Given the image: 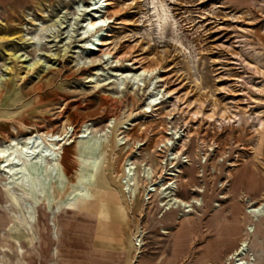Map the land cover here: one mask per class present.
<instances>
[{"label": "rangeland", "instance_id": "1", "mask_svg": "<svg viewBox=\"0 0 264 264\" xmlns=\"http://www.w3.org/2000/svg\"><path fill=\"white\" fill-rule=\"evenodd\" d=\"M98 1L0 0V75L11 76L9 51L56 68L49 83L11 76L0 143L75 130L50 172L29 166V187L12 190L0 178V264H233L228 256L246 237L264 264V217L255 222L247 211L264 202V0ZM85 10L83 24L95 13L113 17L100 34L105 45L69 46L61 66L42 55L53 53L45 43L24 42L36 22ZM94 61L98 72H78ZM136 67L158 68L156 90L172 92L158 109H147L146 86H98ZM91 72L96 82L86 81ZM200 104L205 115L194 116ZM173 156L182 169L177 197L200 204L163 210L157 195L145 208L139 173L124 191L129 158L157 168Z\"/></svg>", "mask_w": 264, "mask_h": 264}, {"label": "bare ground", "instance_id": "2", "mask_svg": "<svg viewBox=\"0 0 264 264\" xmlns=\"http://www.w3.org/2000/svg\"><path fill=\"white\" fill-rule=\"evenodd\" d=\"M100 2H102V0L98 1V3ZM104 2L106 5L109 4L108 0H104ZM95 8L96 7L92 8V10ZM98 11L99 10H97V12ZM82 15L87 16L91 14L89 13V10H85V12L83 13H75L74 18H61L60 20L55 21L53 24H44L43 22H36L35 25L37 26L38 30L36 31L37 33L32 38L24 37V42L26 44H34L36 48H40L41 44L45 43L41 46V49L45 48L46 50H49L53 53H43L42 55H44L48 59H56V62L58 61L59 65L63 66L62 57H64L68 52L69 46L78 47V50H76L77 52H84L86 50L94 49L99 45V43L105 45V40L101 39L100 34L101 31L105 29L104 25L107 24V22L113 17H110L108 15L101 16L98 15V13H95L92 14L91 17L84 19V21L87 20V22L83 24V20L80 21V16ZM9 29H11V26L9 27ZM65 29H67L66 32H64ZM48 32L50 33L48 34ZM19 36L21 37V34H19ZM15 38H17V36L14 35L3 39L4 41L9 42L14 41ZM65 38L66 42L63 41ZM58 48L62 49H60V51L58 50L59 52H56ZM100 51L102 52L101 49ZM7 54L8 61L5 67V71L11 76L16 75L20 81H25L33 77L34 74H37L39 82L49 83L53 81L54 75L56 73V70L54 69L56 68H53L51 65L48 66L44 64V61L41 58L34 59L32 62H30L32 58H29V55H25V53H21V51H9L7 52ZM102 54L108 56L111 54V52H102ZM117 61H119V59ZM99 65L100 63L98 61H94L86 66H82L81 68H79L78 72L87 70H97L98 72L99 69L97 67ZM46 68H48L49 71L46 72ZM136 69L137 70H135V72L133 73H119L116 75L115 80H112L110 82H98V86L105 85L107 83H113L118 88H123L126 81L132 83V85H135L136 88L140 85H142L143 87L146 86L149 94V97L147 98L148 102L146 103L147 109H151L150 111L158 109L156 107L154 108V106L161 104L162 98L165 97L166 94L169 97L172 96V92H166V90L161 89L156 90V83L164 81L163 77L158 75V68L139 69L136 67ZM96 75H98V73L91 72V74L86 77V81L96 82ZM11 76L0 75V96L2 95L5 89L4 86H9ZM126 76L128 77V80H126ZM214 113L215 111L207 114L206 116L212 119L214 117ZM193 114L197 117L202 116L203 113L201 109V104L200 107L195 110ZM88 125H86V129L83 130V135L79 137H86L85 134L88 131ZM74 131L72 133H70V131H65V133L62 134H56L53 131H46L42 132V135L40 137H38L37 135H27L23 138L18 136H12L7 141L1 142L0 178L4 180L3 184L7 188L12 190H16L17 187H21V190H24L25 188L29 187L31 178L33 176L29 169V166H37L45 172H50L52 169V164H58L62 159V152L60 150L62 149L61 147L67 142L71 143L75 140H73L75 135ZM178 132L179 130H175L174 134H177ZM170 133L173 134V132ZM179 136L177 137L179 138ZM170 142L171 140L168 139L167 144H165L168 145ZM170 158L175 159L176 156ZM125 164H129L127 167V172L130 176V180H133L131 182L128 181V179H125V176L123 174V188L126 193L130 194L131 190L128 189V186L133 187V185L135 184L134 177L136 179L138 175V173L136 172L137 166L135 162L133 163L132 161H130V158L126 161ZM151 174V171L144 166L142 174H140L144 180V190L147 189V184L152 181V179L150 178ZM162 189L163 190L161 192L163 194H166V196H170V200L167 202L169 207L174 204L175 207H189L186 211H190L193 205L200 204L199 198H195L190 202H186L183 199L178 198L177 195H173L172 190L168 193L167 191H164L165 188ZM21 200H24V194L22 192ZM247 211L251 214L253 221L256 222L261 220V218L264 217V202H251ZM54 229L55 237H58L56 231L57 227L55 226ZM95 230L96 228L94 229V233ZM248 230L250 233L253 232L255 230V225L253 224L252 226L248 227ZM231 259H235L233 260V264H258L257 262H255L257 260V257L251 248L250 239L246 237L241 240L238 249L234 251V253H232L230 256H228V260Z\"/></svg>", "mask_w": 264, "mask_h": 264}, {"label": "built area", "instance_id": "3", "mask_svg": "<svg viewBox=\"0 0 264 264\" xmlns=\"http://www.w3.org/2000/svg\"><path fill=\"white\" fill-rule=\"evenodd\" d=\"M126 140V139H125ZM126 143V141L124 142ZM123 143V144H124ZM168 160L172 161L168 163ZM176 159L166 158L164 163L160 164V167L155 168L152 164L148 163H140L136 159L131 158L130 161L133 163H136V172L139 174H142V167L145 166L147 169L151 171L150 178L152 181H150L147 186L146 190L144 191V194L142 195L143 203L145 208L148 207L153 201L154 198L159 195L162 198V202L160 205L163 207V210L169 209V208H176L175 205H169L167 202L170 200V196H166V194H163L161 191L162 188H165L164 191H167L168 193L172 190L173 195H176L178 190V180L181 179V173L182 169L181 166H177L178 164H174ZM189 159L187 156L184 157L183 162H188ZM139 177V176H138ZM146 177V176H145ZM181 207V206H179ZM140 232V231H139ZM139 236V235H138ZM137 238V242H138ZM141 241V240H139ZM138 245V244H137Z\"/></svg>", "mask_w": 264, "mask_h": 264}, {"label": "crops", "instance_id": "4", "mask_svg": "<svg viewBox=\"0 0 264 264\" xmlns=\"http://www.w3.org/2000/svg\"><path fill=\"white\" fill-rule=\"evenodd\" d=\"M256 251H259V250H256ZM261 253V252H260ZM260 256V255H259ZM259 256H258V258H259Z\"/></svg>", "mask_w": 264, "mask_h": 264}]
</instances>
